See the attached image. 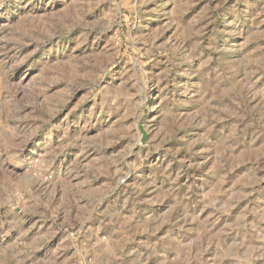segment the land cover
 <instances>
[{
    "label": "rangeland",
    "instance_id": "obj_1",
    "mask_svg": "<svg viewBox=\"0 0 264 264\" xmlns=\"http://www.w3.org/2000/svg\"><path fill=\"white\" fill-rule=\"evenodd\" d=\"M0 264H264V0H0Z\"/></svg>",
    "mask_w": 264,
    "mask_h": 264
},
{
    "label": "built area",
    "instance_id": "obj_2",
    "mask_svg": "<svg viewBox=\"0 0 264 264\" xmlns=\"http://www.w3.org/2000/svg\"><path fill=\"white\" fill-rule=\"evenodd\" d=\"M121 182H123V183H124V182H125V179H123Z\"/></svg>",
    "mask_w": 264,
    "mask_h": 264
}]
</instances>
